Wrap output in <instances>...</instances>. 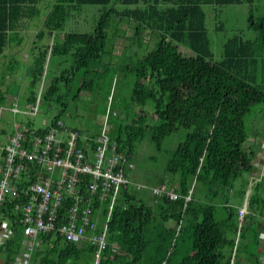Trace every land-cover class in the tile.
<instances>
[{
  "label": "trees",
  "instance_id": "16d2710c",
  "mask_svg": "<svg viewBox=\"0 0 264 264\" xmlns=\"http://www.w3.org/2000/svg\"><path fill=\"white\" fill-rule=\"evenodd\" d=\"M44 1L0 0V58L6 56L13 42L21 43V23L38 18L42 13L39 5ZM244 3L252 7L249 28L257 31V39L230 38L224 45L223 60L214 62L203 7ZM254 3L255 0L48 2L44 27L37 38L62 34L67 20L87 6L98 7L99 19L93 32H64L61 42L38 51L27 93L28 107L43 99L54 101L59 114L51 123L56 124L62 121L70 103L100 87L105 73L100 72L99 64L107 55L108 30L113 25L119 27L113 24L115 20L134 23L132 35L127 36L131 44L137 42L142 47V33L146 30L159 38L156 48L144 55L139 51L126 53L125 65L106 78L112 88L116 73L123 71L132 89L122 105L113 104L108 96L111 107L120 112L112 116V132H108L116 152L133 164L136 147L147 135L161 152L170 136L182 129L187 131L176 148L166 150L164 171L173 178L164 173L166 177L152 187L165 186V193L158 196L148 188L153 198L147 201L138 196L144 187L137 189L132 183L122 187L108 222L109 248L101 264H260L258 218L264 214V176L252 190V210L244 215L241 225L239 210L231 203V191L239 197L247 193L248 183L243 179L252 170L248 152L255 151L246 146L250 136L247 117L257 106L264 105V16L254 19ZM185 42L196 56L188 57L179 51L177 44ZM48 56L65 57L71 65L61 76L51 77L38 97L37 87L44 73L48 75ZM13 71L11 66L2 73L0 85ZM8 85L0 88V110L15 101ZM67 128L79 133L76 147L85 155L97 151V140L103 132L85 136L78 128ZM91 182L89 174L80 175L77 195L84 200L82 209H93V217L102 229L112 199L93 196L88 189ZM239 183L242 185L237 188ZM171 190L176 199L167 194ZM72 199L67 196L62 216L67 217ZM0 215L12 229L0 245V257L3 264H15L24 253L19 216L13 205L2 209ZM39 240L40 247L31 252V264H95V248L90 243H71L60 233L40 235ZM241 258L246 261L241 262Z\"/></svg>",
  "mask_w": 264,
  "mask_h": 264
},
{
  "label": "rangeland",
  "instance_id": "374dc122",
  "mask_svg": "<svg viewBox=\"0 0 264 264\" xmlns=\"http://www.w3.org/2000/svg\"><path fill=\"white\" fill-rule=\"evenodd\" d=\"M49 1L50 0L44 1L41 8L45 11L41 13L38 18L33 20H24L21 23L19 32L20 35L24 36V41L22 45L17 46L18 48L16 50H19L21 55L15 57L16 59L14 61L16 64H14L12 60H9L12 54H15L14 49L16 43H13L14 45L12 44L8 51L6 50L5 57L0 58V77L3 72H8L9 67L15 66L11 77L8 78L3 85H0V88L5 89L9 84L8 88L11 90L10 97L15 100L9 106L5 107V110H0V143H7L6 131H8L9 134L13 132L14 122L24 123L34 130L45 131L50 127L55 116L59 114L58 106L54 101H45L43 99L41 100V103H37V105H39V110L36 115L29 114V107L26 105L31 76L24 75V58L22 53L27 50V42L30 37L36 36V34L44 27V21L47 14L46 8ZM203 9L207 15L206 29L211 41L214 62L223 60L224 45L230 38L240 36L244 40L254 41L257 39V31L249 28L250 11L252 9L249 4L204 6ZM253 16L254 19L264 16V0H255ZM98 19V7L87 6L67 20L64 32L91 33L97 26ZM112 22L113 24H119L120 28L113 25V28L108 30L110 34L108 35L106 43L107 55L105 54L104 61L99 64L102 69H100V72L105 73V77L101 80L102 85L100 87L97 86L93 93H83L78 101L72 104L70 103L68 110L62 117V122L66 127L78 128L85 134L93 135L99 132L104 133L105 127L101 120L103 117H107L109 111L114 108L111 107L110 101L108 100L109 95L111 100H113V104L118 103L122 105L131 93L132 89L129 84V79L125 76L123 71V73H116L115 79L112 83V88L108 87V80L106 78H109V76H112L113 73L117 72L120 65H125L124 61H127L126 53H137L139 51L140 55H144L146 52L155 49L159 41V38L158 40L156 39V35L152 34L150 30H146L142 33V36L144 37L142 47H140L137 42L131 44L126 37H130L132 35L134 31L133 26L129 27L126 22L118 23V21L116 22L115 20ZM133 24L134 23H132V25ZM124 30H126V32ZM63 33L59 34L57 37H63ZM125 33H127L126 37H124ZM116 35L117 39H121L120 44L126 42L127 47L131 46L129 47V51L124 50L121 54H119L118 52H120L121 49H114L117 43ZM43 43L50 46L53 44L50 42V36L48 35L44 37ZM186 44L187 42H185V44H177L179 51L188 57L196 56V54ZM64 58L57 56L52 57L48 67V75L44 76L40 85L37 87V92H39L38 97L41 96L43 89L45 90L48 87L49 79L52 77L50 73H54V66H56V74H61L66 69L70 68L71 63ZM57 69L59 72H57ZM130 77L132 76L130 75ZM13 103L16 104L18 108V111L14 113L8 110L12 109ZM261 110L262 112H260ZM116 114L119 115L120 112L117 111ZM112 116L115 117L114 115H110L107 121L110 126L112 125ZM255 116L258 122L254 127L251 120L253 121ZM254 128L258 130L260 135L264 134V105L257 106L253 113L247 117V131L250 133ZM186 134L187 131L182 129L176 134L170 136L165 141L161 152H159L152 143L150 135H147L144 141L137 145L134 158L132 160L134 168L131 172H128V176L130 183L133 185L140 184L142 188L144 187V189H142L138 194L141 199H145L147 201H150V199L152 200L153 194L151 193V190H149V192L147 189H152V187L159 185L160 181L166 177L164 173L173 178L172 175L164 171V164L166 163V157L168 154L166 150H173L176 148L178 144L185 139ZM185 240H187V238H185ZM226 252H230L228 248H226ZM247 264H255V262L250 261Z\"/></svg>",
  "mask_w": 264,
  "mask_h": 264
},
{
  "label": "built area",
  "instance_id": "2783aa9c",
  "mask_svg": "<svg viewBox=\"0 0 264 264\" xmlns=\"http://www.w3.org/2000/svg\"><path fill=\"white\" fill-rule=\"evenodd\" d=\"M38 108L39 105H32L29 114L36 115ZM8 110L17 112V105L13 103L12 109ZM108 115L117 116L113 109ZM6 133L7 143H0V212L13 205L22 234L31 241L30 245L23 246L24 250H32L40 235L60 233L71 243L93 245L95 264H101L109 248L107 229L112 208L117 204L122 187L130 183L127 171L133 164L116 152L107 132L99 136L97 151L85 155L76 147L79 133L68 129L62 121L51 123L45 131L14 122L13 132ZM86 174L92 178L88 189L93 196L112 199L102 229L93 217V209H82L84 200L77 195L79 176ZM135 186L141 188V185ZM152 190L161 196L166 188ZM167 194L172 199L177 198L173 190ZM69 195L73 199L67 217H64L61 212ZM7 204L10 205L7 207ZM0 228L6 235L12 233L1 215ZM113 247L117 245L113 244ZM23 263L29 264V261Z\"/></svg>",
  "mask_w": 264,
  "mask_h": 264
},
{
  "label": "crops",
  "instance_id": "0c3cea01",
  "mask_svg": "<svg viewBox=\"0 0 264 264\" xmlns=\"http://www.w3.org/2000/svg\"><path fill=\"white\" fill-rule=\"evenodd\" d=\"M44 3V2H43ZM43 3H41L39 6L41 8V6L43 5ZM45 10H42V13ZM128 24V23H127ZM125 24V25H127ZM129 27L132 26L131 24H128ZM126 32V30H124ZM20 33V32H19ZM127 34V33H125ZM21 38V43H17V42H13L16 43L15 44V54L13 53L11 58L9 60H12V62L14 64H16V62L14 61L16 58V56H20L21 54L19 53V50H16L18 47L23 44L24 41V36H20ZM63 37H57V36H50V42L51 43H56V42H61ZM127 38V37H126ZM120 40L121 39H117V43L115 45V50L116 49H121L120 52H118L119 54H121L124 50L126 51L127 49V44L126 42H123L122 44H120ZM129 41V39H127ZM44 42V38H37L36 36L34 37H30L29 41L27 42V50L25 52L22 53L23 55V63H24V71L26 76L28 75H32L35 71V67H34V63H35V56L38 54V51L41 50L42 48L45 47ZM12 43V44H13ZM11 45H9L7 47V51L8 49L11 48ZM52 44V45H53ZM14 45V44H13ZM117 53V52H116ZM117 53V54H118ZM6 55V53H5ZM20 60V59H18ZM52 60L51 56H48V63L46 65V69L45 71L48 69L49 67V63ZM17 66V65H16ZM61 66V65H60ZM15 67V66H12ZM54 73H50L52 78L56 77V76H61V74H56V66L53 67ZM51 71V70H50ZM48 72V71H47ZM57 72H59V70L57 69ZM46 75V72L44 73V76ZM20 77V76H19ZM18 77V78H19ZM51 80V78L49 79V81ZM108 101V100H107ZM41 103V102H40ZM108 105V104H107ZM262 112V110L260 111ZM14 113V112H13ZM108 117H110V115H107V117H103L101 122L104 124V132H109L110 130V125H108L107 121H108ZM255 120V121H254ZM251 122H253V125L255 127V124L258 122L256 116L254 117L253 121L251 120ZM84 135L86 136V134L84 133ZM246 146L248 149L250 150H254L255 152H248L250 157H251V161H252V170L248 173H245V178L243 179V182H247L248 186L246 187L247 189V193L243 196L241 195L240 197L238 195H236L234 193V191H231V203L232 205H234L238 210H239V220H240V225L242 224L244 215L249 214L250 210H252V208L249 206V199L250 196L252 195V190L255 187L257 181H259L262 176H264V134H261L258 132L257 129H253V131L250 132V136L246 142ZM242 184L239 183V185H237L236 187L239 188ZM264 195V191L262 193ZM259 224H258V228H259V247L257 249L258 255H259V260H260V264H264V214L261 215L260 219L258 218ZM8 229H5V231ZM22 232V231H21ZM24 237V236H23ZM7 235L6 233L4 234V232L1 230L0 228V245L3 244V242L6 241ZM25 245H30L31 241L28 240V238L24 237V243ZM40 240L37 239L34 248H32V250L29 251H25L23 255L21 256V258H19L15 264H24L23 261L24 260H30L31 258V252L33 251V249H35V247H40ZM24 249V247H23ZM30 252V253H29ZM25 255V256H24ZM241 262H245L246 259H242L240 260ZM35 263H38V261H36ZM0 264H3V261L0 257ZM29 264L30 261H29Z\"/></svg>",
  "mask_w": 264,
  "mask_h": 264
},
{
  "label": "bare ground",
  "instance_id": "6f19581e",
  "mask_svg": "<svg viewBox=\"0 0 264 264\" xmlns=\"http://www.w3.org/2000/svg\"><path fill=\"white\" fill-rule=\"evenodd\" d=\"M175 5V4H174ZM139 50V49H138ZM64 81V80H63ZM84 81V80H83ZM66 87V86H65ZM53 93V92H52ZM55 93V92H54ZM47 96V95H46ZM140 103V102H139Z\"/></svg>",
  "mask_w": 264,
  "mask_h": 264
}]
</instances>
